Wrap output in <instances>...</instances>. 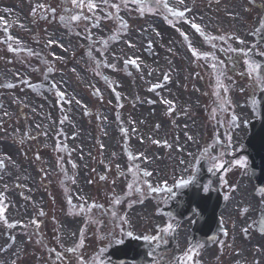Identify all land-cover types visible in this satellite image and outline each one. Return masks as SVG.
<instances>
[{"label":"flooded vegetation","instance_id":"obj_1","mask_svg":"<svg viewBox=\"0 0 264 264\" xmlns=\"http://www.w3.org/2000/svg\"><path fill=\"white\" fill-rule=\"evenodd\" d=\"M100 1L93 0L98 7L89 12L87 8L74 9L70 0H44L41 4L46 11L36 12L40 18L48 19L50 24L55 21L64 23V29L69 34L66 40L76 48V53L67 56L66 64H79V59L85 60L88 63V66L84 65L86 77L93 73L90 68L97 63L96 60L106 56L105 45L102 52L94 48V45H100L96 38L97 29L108 21L122 36L130 34L133 29L130 22L116 21L134 18L129 5L123 6L120 0H109L108 5ZM166 2L170 8L179 11L184 6L185 17L181 20L171 16L164 8V0L159 3L149 0V4L157 10L158 38L156 45L151 44V49L144 48V55L152 56L154 47L158 56L173 52L180 42L178 35L181 28L186 32L191 30L193 35H201L191 27L193 23L198 24L203 33L202 46L209 53L206 65L225 70L230 68L231 80H237V90L243 98L238 118L232 121L231 116L229 119L231 114L225 112L227 107L220 103L216 129L205 134L200 144L196 143L197 140L182 139L181 144L175 147V162H172L171 169L160 174L159 179L157 173L150 179H144V223L135 225L134 231L129 225L116 222V213L113 215L111 208L104 213L111 221L103 219L104 214H99L95 221L86 219L83 209L75 205L47 210V217L43 220L30 219L28 213L20 211L11 201L7 202L6 193H1L0 189V264H80L81 260L86 264H99V260L103 264H118L126 240L131 241L133 250L142 256L135 264H264V185L256 183L251 175L250 159L244 149L247 122L258 115L250 109H256L257 97L264 90L255 84L257 74L248 75V66L244 63L249 60L260 65L258 74L264 76V30H255L259 28V21L264 19V0ZM114 3L121 5L118 12L110 6ZM48 9H55V14ZM81 11L89 17L88 20L69 19ZM6 34L8 42L4 44L8 45L10 30ZM236 38L244 40V45H240ZM228 47H243L249 55L238 56L221 50ZM34 53L37 54L35 49ZM35 61L30 60L32 78L37 82L43 73H48V94L62 99L64 88L69 89V85L67 81L54 79L57 71L54 61L42 60L41 65ZM163 65L176 69L178 61L159 59L150 66L149 61L144 59V94L154 95L156 99L164 88ZM49 68L53 70L49 71ZM66 73L71 72L66 70ZM148 102L156 104L150 98ZM165 111V107L157 106L159 117ZM205 154L218 157L224 167L209 172L211 163L205 159ZM236 161H242L243 165ZM190 177L192 183L176 187V181ZM165 181L175 195L148 190L149 184L163 187ZM196 194L211 203H196ZM205 210L210 211L211 216L213 212L218 213V222L211 224L213 233L211 229L195 232L200 211ZM189 212L192 213L189 218L181 221V217ZM168 223H172L173 228L168 232L162 231ZM127 232H131L132 236L124 234ZM110 234L122 242H110ZM145 235L157 239L145 241ZM101 248L104 249L103 254L99 260L94 259Z\"/></svg>","mask_w":264,"mask_h":264},{"label":"rangeland","instance_id":"obj_2","mask_svg":"<svg viewBox=\"0 0 264 264\" xmlns=\"http://www.w3.org/2000/svg\"><path fill=\"white\" fill-rule=\"evenodd\" d=\"M15 0H0V21L1 18L4 17V20L10 23L11 26L15 25H23V23L27 20L29 13H30V6L28 4H25L21 0H17L16 3H14ZM21 32H15L18 35L20 39H24V34H21L23 32V28ZM152 34L151 37L146 39L147 41L153 40L155 36V32L153 33L152 31L149 32ZM1 35V33H0ZM17 36H13L14 42L18 40ZM129 38H125L122 43H118L117 45L113 46L110 52L112 53H117L120 60L124 57L127 56V58H132L133 60L139 59L141 63H143V68H144V39L142 38V35L139 34V31L134 29L132 33L128 36ZM141 37V38H140ZM2 45L0 46V59H3L7 57L6 54H1L3 49ZM6 48V47H5ZM70 46L68 47V49ZM6 52V51H5ZM110 53L111 57L109 58L110 62H113L114 64L109 65V66H98L95 65V73L94 77L97 79L94 83L95 88L99 91L100 97L98 100L94 101L92 100L91 106L94 108H98V112L101 113V122L98 121L97 116H93L90 119H85L83 120L84 116L81 114V109L83 108L82 102L79 104V99L74 98L69 100L67 103L66 102H58L57 99L53 100L52 98H48L45 96V94H37L32 92L31 90H26L25 89V84L21 83V78L23 77V74L18 76V78L12 80L10 79V74L7 72L10 70L8 66H4L2 64V60H0V93L2 94V97H0V102L3 103V107L0 106V143H5L6 140L11 141L8 146L11 148L10 151H8V155L5 153L0 152V157L4 156L8 160V170L7 174L3 175L2 179L0 180V187L1 188H6V184L10 183L13 179V182L16 181V176L19 175V172L17 169H25L23 167H30V170L28 172H25L27 178L30 177L32 178V187L35 188L36 190L42 185H44V181L41 180V173L39 172V168H37L35 165H44L47 164L51 167L52 170L56 169V165L61 163L65 164L64 168L67 169V172L69 176L71 177L70 172H74L75 170L71 167L70 163L68 162V157L67 154L64 155L62 153V150H59V152H54L51 153L50 151L44 150L40 148V146H46L53 148L56 145L62 144L63 140L64 142L68 143L72 148L79 150L83 145L85 147H88L89 149L91 148L93 151L96 150V147L98 143L104 145L103 152H106V146L108 148H111L115 146V149L120 153V160H121V165L124 169L126 170H131L133 172V176H124L119 179L115 178V171L113 168H106L105 165L101 164L99 161V157L88 160H85V163L81 167H79L78 172H77V179L79 177V172L83 174V178L81 181H85V186L88 189V181H93L91 178L98 174H107L109 175V181L107 182L108 185L114 186L116 184L123 185L125 183L132 184L135 186V188L141 187V180H142V175H141V169L142 167L146 168L147 170L144 171L148 172L149 170H153V166L150 163L149 167L147 166L148 161L147 155L151 154L153 157H156L159 160V163H164V160H167L168 158L165 157L161 152V150H157L155 152L148 153L145 156L144 159V164H139L135 163L134 160H131L127 154V149L132 148L136 149L138 146L144 144V152H145V139H151V137H146V133L144 134V121L142 122L140 119V115L144 120V117L149 118L151 121H156L158 120V113H157V105L154 106V108L147 109L146 105L144 106V98H152L156 99L153 95L150 94H144V70L136 71L133 69V76L129 77L127 74H125L122 70V64L119 63L120 65L117 67L118 59L116 57H113V54ZM128 54V55H127ZM184 59V60H183ZM16 60V58H15ZM147 60H152L155 61L156 58H147ZM17 61V60H16ZM177 61H178V67L173 66L176 68L173 70L174 76H173V81L175 82V86L172 88L174 99L176 100L175 103L179 101V97L181 96V101H188V103L191 104V102L197 97H201L202 94H197L201 93L203 90V84L200 83L198 78L195 76V71L196 67L194 65L190 64L189 59L187 58L185 51L183 50L181 52V55L177 56ZM9 65V64H7ZM17 65V63H16ZM15 65V66H16ZM112 67L113 69H117V72L113 71H108L107 69L104 68H110ZM103 68V71L108 73L109 79H106L104 81L100 80L98 77V72H101ZM16 69V67H15ZM18 69V68H17ZM71 76V75H70ZM134 77V78H133ZM189 77V79L187 78ZM68 79V77H66ZM10 79V80H8ZM20 82L16 87L8 89L6 85H9V82ZM177 81V83H176ZM182 83V88L180 89V84ZM188 83V84H187ZM4 84V85H2ZM119 84V86L117 85ZM7 88V89H6ZM180 89V90H179ZM115 91H119V93L122 96H126L128 98H132V104L130 105L132 112L129 115H125V112L122 113L120 112L119 114H115V110L117 108L116 104L117 100L114 97ZM172 91L171 88L166 89L164 94L162 95V99L172 101ZM71 94V92H69ZM89 94V93H88ZM90 96V95H89ZM68 97V96H67ZM177 97V98H175ZM69 98V97H68ZM140 99V100H136ZM18 101H23L26 104V107L24 108V115L25 119L22 120V118L18 115L19 109L17 108L16 104ZM50 101V102H49ZM85 104H88V101L84 102ZM161 103L159 102L158 105ZM110 111V112H108ZM108 112L110 114L109 118H105V114ZM144 112L148 115H145ZM67 114V115H66ZM68 116V119L72 121V123L76 124H82L81 126L84 127L87 131H90L95 129L94 132H85V136L81 135V132H83L82 129H77L76 132L79 133L77 137H70L66 138L63 136L61 133V129L59 128L58 131L57 125H60L61 121L64 120ZM173 114L169 117L168 120L165 121L167 125H169V122L172 120ZM141 121V125L138 129H134L135 126L137 125L138 121ZM153 121V122H154ZM59 122V123H58ZM121 122V123H120ZM28 123H30L31 127L28 126ZM87 123H95L97 126H90ZM112 123L113 127L115 128L118 127L117 124L120 123L119 126H125L129 127L128 131H123L119 132L118 128H115L116 130L113 133V140L109 141L108 140V135H105V130L102 129V127L106 124ZM102 125V126H101ZM172 126H176L175 124L171 123ZM68 123L65 122L64 124V129L67 132V136H69L71 133L68 129ZM45 127H48L50 130V134L48 137H37L38 134H42L45 131ZM61 127V126H60ZM177 127V126H176ZM27 128H30L31 134H32V139L28 138L26 140L25 144H22L20 140L23 137L22 134L24 130ZM177 129H179L177 127ZM104 131V132H103ZM137 131L139 140L138 141H132V137H126V134L129 135V133ZM88 134V135H87ZM99 135L101 137L99 138ZM134 136V134H131ZM129 135V136H131ZM71 136V135H70ZM96 140V141H95ZM96 142V144H95ZM30 147H33V150H29L26 145ZM126 151H125V148ZM13 150V151H12ZM20 150H25L26 155L25 158H22L20 155ZM40 150L39 157L37 161L35 162L34 160V155L35 151ZM65 152V150H64ZM98 153L101 154V151H98ZM102 152V156L104 153ZM63 154V155H62ZM133 154V153H132ZM134 155V154H133ZM138 155L143 156L142 152L139 153ZM135 157V155H134ZM114 158L113 155H110V159ZM137 159V157H136ZM34 163H36L34 165ZM57 163V164H56ZM95 164V170H91L92 164ZM87 165L89 168H86V171L83 170V166ZM113 166V164H111ZM159 171H167L166 169V164L163 165L162 168L158 166ZM163 171V172H164ZM23 173V172H22ZM114 175V176H111ZM66 187H69V189L73 190V183L71 180H69V177L67 175V179L65 180ZM135 192V191H134ZM132 192L131 199L129 200L130 205L132 202L135 204H140L141 201H143V194H134ZM129 195V197H130ZM40 198L42 196L39 195ZM128 197V198H129ZM144 210L143 206H138L135 207L134 210L140 211Z\"/></svg>","mask_w":264,"mask_h":264},{"label":"snow or ice","instance_id":"obj_3","mask_svg":"<svg viewBox=\"0 0 264 264\" xmlns=\"http://www.w3.org/2000/svg\"><path fill=\"white\" fill-rule=\"evenodd\" d=\"M157 2L159 3L160 0H157ZM180 3H183V0H179ZM70 3L72 5V7L74 9H84V8H87V10L89 12H93L97 7L98 5L95 4L93 2V0H70ZM103 3L105 5H108L109 3V0H103ZM141 3V0H121V4L125 7H127L129 4H133V5H139ZM112 8H115L117 9V12L119 10V7L121 6L120 4H111L110 5ZM164 8L171 14V16L173 17H176L177 19H183L185 17V12L184 11H179L175 8H170L168 6V3L166 2V0H164ZM139 11H143V9H138ZM37 11H40L41 13H43L44 11H46L45 9V6L44 4H37L34 9H33V15L36 14ZM48 11H51L53 13V15L55 14V9H48ZM65 11H71V9H65ZM111 18V17H110ZM69 19L71 21H80V20H88L89 17L86 16L82 11L79 12V13H76V14H73L69 17ZM61 20H64V17L61 16ZM191 27L193 29L196 30V32L198 33H201V35H203L202 31H201V28L198 24H191ZM256 31H260V30H264V19H261L259 21V28L255 29ZM6 31V30H5ZM182 36H184L183 33H181ZM184 39L187 40V36H184ZM220 39H223L222 37ZM238 39V38H236ZM8 41L5 40V41H0V43H7ZM238 42L240 45H244L245 41L242 40V39H238ZM10 50L12 51H15V49H11ZM222 51H226L227 53H233V54H236L238 56H248L249 53L243 48H232V47H228L227 49H221ZM29 54H33V53H29ZM198 54L193 51V56H197ZM214 58V57H213ZM126 63H130L132 65H135L138 67V65L136 64V61L135 60H130V61H127ZM245 64H247L248 66V75L250 77L253 76V74H257L255 76V84L259 85L261 88H264V76L262 75H259L258 73L260 72L261 70V66L256 64L255 62H252V61H249V60H245L244 61ZM215 67V65H214ZM221 67H222V63H221ZM49 71H52L53 69L52 68H49L48 69ZM165 79H167V77H165ZM6 87H14V85L12 84H9V85H6ZM61 96H63V93H61ZM233 120H235V117H233ZM230 139V138H229ZM221 156L223 155V153L220 154ZM205 159L208 160L210 163H211V167H209L208 171L209 172H212L214 171L215 169H218V168H221V167H224V164L219 162V158L216 157V156H211V155H208V154H205ZM181 163H183V161H181ZM237 164H240L241 166L243 165V162L242 161H236ZM0 166H2V164H0ZM145 176H150L151 173L150 172H145L144 173ZM193 182V179L190 177L189 179H179L178 181H176V187H185L187 185H189L190 183ZM129 187L131 188L132 186L129 185ZM148 190L150 192H154V193H158V192H168L172 195H175V193L173 192V189L171 187H168L167 186V182L165 181L164 182V185L163 187H152L150 184L148 185ZM205 191H207V187L204 188ZM120 201L119 200H116V203H119ZM113 215H115V212H113ZM123 219V222L124 223H127V219L126 218H121ZM173 228V224L172 223H168L166 225V227H164L162 229V231L164 232H168L169 230H171ZM264 230V229H262ZM125 235L127 236H132V233L131 232H127V233H124ZM157 237L155 236H152V237H149L147 235L143 236V240L145 241H149V240H156ZM109 241L110 242H115V243H121L122 241L120 240H117L115 239V235L114 234H110L109 236ZM73 249H69V251H72ZM104 252V249L101 248L99 250V254L97 257H95L94 259H97L99 260V256L102 255ZM80 264H86L85 261L81 260ZM99 264H103V261L102 260H99Z\"/></svg>","mask_w":264,"mask_h":264},{"label":"bare ground","instance_id":"obj_4","mask_svg":"<svg viewBox=\"0 0 264 264\" xmlns=\"http://www.w3.org/2000/svg\"><path fill=\"white\" fill-rule=\"evenodd\" d=\"M17 104H18L19 107H20V111L25 107V104H24V103H23V104L17 103ZM141 124H142V123H141V121L139 120V121L137 122V125L140 126ZM28 126L31 127L30 123H28ZM139 126H135L136 129H138ZM113 133H114V130H113V128H112L111 126H109V127L106 128V130H105V134H106V135H110V140H109V141L113 140ZM136 139H137V137H135V136L132 138V140H136ZM1 149H2L3 151H6V152H8V151L11 150V148L8 146L7 143H3V144L1 145Z\"/></svg>","mask_w":264,"mask_h":264},{"label":"water","instance_id":"obj_5","mask_svg":"<svg viewBox=\"0 0 264 264\" xmlns=\"http://www.w3.org/2000/svg\"><path fill=\"white\" fill-rule=\"evenodd\" d=\"M252 144H253V140H252Z\"/></svg>","mask_w":264,"mask_h":264}]
</instances>
